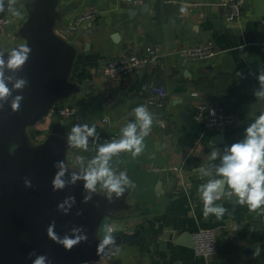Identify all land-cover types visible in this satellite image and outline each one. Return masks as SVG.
<instances>
[{
    "label": "crops",
    "instance_id": "crops-1",
    "mask_svg": "<svg viewBox=\"0 0 264 264\" xmlns=\"http://www.w3.org/2000/svg\"><path fill=\"white\" fill-rule=\"evenodd\" d=\"M72 1L75 6L65 13L62 6ZM220 1L143 0L130 6L120 0H58L53 32L71 41L75 50L67 81L76 89L27 127L33 145L47 137L55 117L65 121L66 140L74 125H95L98 137H89L87 151L66 150L69 168L82 173L104 144L103 137L119 139L121 128L135 119L133 110L144 104L152 85H163L168 92L162 107L148 108L154 123L144 151L136 158L120 153L110 161L117 174L125 167L135 185L128 190L127 208L117 212V221L136 236L110 256L87 264H264V211H250L235 197L229 200L226 189L224 198L217 201L227 209L223 217L205 216L198 192L209 177L199 179L195 169L218 165L225 150L243 140L245 129L264 112V101L253 95L259 87L258 72L264 69V50L259 46L264 38V0H245L240 18L234 21L225 19ZM27 3L3 0L9 23L0 26V52L25 43L19 29L29 14ZM141 6H145L143 11ZM131 7L138 11L129 14ZM92 8L94 18L82 22L71 34L61 32L62 25ZM196 43L209 44L218 53L198 61L180 55L181 49ZM147 45H156L163 53L155 63L123 78L100 75L108 60L126 49L140 53ZM238 72L243 75L238 77ZM193 92L217 108L233 112L240 122L224 131H205L192 118ZM59 106L74 107L76 114L58 116L52 109ZM219 132L224 139L210 143V137ZM213 150L219 153L215 161L209 159ZM213 178L219 177L213 172ZM96 192L106 195L99 183ZM200 228L216 232V252L210 258L195 255L187 245L189 236ZM257 248L260 255L255 257Z\"/></svg>",
    "mask_w": 264,
    "mask_h": 264
},
{
    "label": "water",
    "instance_id": "water-1",
    "mask_svg": "<svg viewBox=\"0 0 264 264\" xmlns=\"http://www.w3.org/2000/svg\"><path fill=\"white\" fill-rule=\"evenodd\" d=\"M57 2L28 0L29 14L19 35L32 52L22 71L13 73L5 69L6 76L26 77L28 86L22 92L13 90V96H24L18 112L11 110V98L0 109V264H32L35 256L29 257V253L33 251L37 255H46L51 264L97 262L136 236L117 221V212L127 208L125 196L128 190L121 198L113 194L111 201L96 191L89 193L83 180L67 183L72 172L79 173L67 164L68 172L63 177L65 188L53 191L54 163L59 160L67 163L69 146L62 126L65 121L52 118L54 124L50 133L36 145L28 138L27 127L45 116L56 101L76 89L67 81L75 50L71 41L53 32L54 20L59 16ZM75 4L73 1L66 3L62 10L68 13ZM144 7L141 6L140 11ZM135 11L138 9H128L129 14ZM8 52H3L5 59ZM222 104L225 107L226 102ZM224 137L223 132L215 133L210 137V143H219ZM121 171H125V167H120L118 173ZM25 178L31 181L32 187H25ZM89 195L91 199L85 202V196ZM69 196L74 197L75 202L67 214L58 211L57 205ZM53 221L54 231L59 236H71L73 228H83L88 240L70 250L65 249L47 236V227ZM101 224L114 229L115 247H98L97 227ZM189 237L191 242L187 245L192 246V237Z\"/></svg>",
    "mask_w": 264,
    "mask_h": 264
},
{
    "label": "clouds",
    "instance_id": "clouds-1",
    "mask_svg": "<svg viewBox=\"0 0 264 264\" xmlns=\"http://www.w3.org/2000/svg\"><path fill=\"white\" fill-rule=\"evenodd\" d=\"M3 11V0H0V12ZM184 11L185 9L181 8V12ZM14 15L18 18L21 17L20 12H15ZM31 52L32 49L27 43H20L17 47L10 49L6 59L4 53L0 52V109H3L4 104L8 103L11 98V110L13 112L20 110L24 96H13V90L22 92L28 86V80L26 77L6 76L5 69L13 73L22 71ZM236 75L241 77L243 74L238 72ZM257 80L259 87L254 89L253 95L256 99L264 101V69L258 72ZM9 84L12 85L11 88ZM133 112L135 119L121 128L119 139H112L100 145L97 155L88 162L86 170L82 173L72 172L70 181L67 183L74 184L77 180H83V186L89 193L95 192L99 183L106 190L109 201L112 200L113 194L116 198H121L127 190L135 186L126 171L117 174L110 167V161L114 156L126 152L136 158L145 149L144 141L152 130L154 114L143 104L135 107ZM94 136L98 137L95 125L76 124L67 136V145L70 148L75 147L87 151L89 137ZM218 156V151L213 150L209 159L215 161ZM79 159L83 163L84 158L80 157ZM53 167L56 169L52 179L53 191L62 190L66 186L63 177L68 172L67 163L64 160H59L54 163ZM195 171L199 173L198 177L201 180L209 177L198 188L200 199L204 204L205 216L215 215L217 219L223 217L227 209L217 201L224 198L226 189L229 200L235 197L237 203L247 205L250 211H264V112L256 116L245 129L243 140L233 143L225 150L218 165L201 166ZM213 172L215 177L219 178H213ZM24 184L25 187H32L31 181L27 178H25ZM84 199L87 202L91 196H85ZM74 202L75 198L69 196L63 203L57 205V209L67 214ZM54 228L55 221L47 227V236L67 250L88 240L83 228H73L71 236L65 234L63 237L59 236ZM113 231L114 229H109L107 224L97 227V236L100 239L98 247L103 248L109 245L115 247ZM101 234L102 238H100ZM253 255L255 257L260 255L259 248L254 250ZM33 256L35 259L32 264H51L46 255H37L35 251L30 252L29 257Z\"/></svg>",
    "mask_w": 264,
    "mask_h": 264
},
{
    "label": "built area",
    "instance_id": "built-area-1",
    "mask_svg": "<svg viewBox=\"0 0 264 264\" xmlns=\"http://www.w3.org/2000/svg\"><path fill=\"white\" fill-rule=\"evenodd\" d=\"M120 1L130 6H138L143 2V0ZM244 3L245 0H221L219 4L225 19L227 21H234L240 18ZM95 12L96 10L94 8L84 11L72 21L62 25L61 32L63 34H71L80 27L82 22L94 18ZM8 23L9 19L3 12H0V26L7 25ZM259 46L264 50V38L260 41ZM179 53L185 59L198 61L209 59L218 52L209 44L196 43L181 49ZM162 55L163 53L160 52L159 47L156 45H147L140 53L126 49L108 60L107 63L100 68L99 73L105 78H123L138 68L155 63ZM167 95V89L163 85H152L143 105H146L150 109H159L163 106V102L167 98ZM191 96L194 98L192 102V118L201 124L205 131H224L240 122L236 114L217 108L215 105L199 97L196 92L191 93ZM52 112L61 117H68L74 116L76 114V109L71 106H59L53 108ZM112 139H115L112 135L103 137L105 143ZM173 168L176 169V167ZM191 237L193 242L192 249L195 255L210 258L215 254L216 232L213 228H200L193 232ZM100 263L102 262H99V264Z\"/></svg>",
    "mask_w": 264,
    "mask_h": 264
},
{
    "label": "trees",
    "instance_id": "trees-1",
    "mask_svg": "<svg viewBox=\"0 0 264 264\" xmlns=\"http://www.w3.org/2000/svg\"><path fill=\"white\" fill-rule=\"evenodd\" d=\"M100 136H101V135H99V137H100ZM108 136H109V135H107V136H104V137H108ZM101 137H102V136H101ZM101 137H100V138H101ZM103 143H105V142H103Z\"/></svg>",
    "mask_w": 264,
    "mask_h": 264
}]
</instances>
